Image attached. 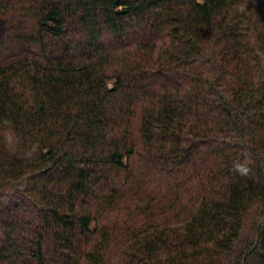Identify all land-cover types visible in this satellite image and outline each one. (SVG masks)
<instances>
[{
  "label": "trees",
  "instance_id": "1",
  "mask_svg": "<svg viewBox=\"0 0 264 264\" xmlns=\"http://www.w3.org/2000/svg\"><path fill=\"white\" fill-rule=\"evenodd\" d=\"M0 264H264V0H0Z\"/></svg>",
  "mask_w": 264,
  "mask_h": 264
},
{
  "label": "clouds",
  "instance_id": "2",
  "mask_svg": "<svg viewBox=\"0 0 264 264\" xmlns=\"http://www.w3.org/2000/svg\"><path fill=\"white\" fill-rule=\"evenodd\" d=\"M5 123H8V122L6 121ZM9 139H10V138H9ZM37 147H38L37 145H33V146H32V149H31V152L26 153V155L29 156V157H31V155L37 151ZM236 170H237V171L240 173V175H242V176L247 175L248 172H249V169H248V168L243 167V166H241V165H236Z\"/></svg>",
  "mask_w": 264,
  "mask_h": 264
}]
</instances>
